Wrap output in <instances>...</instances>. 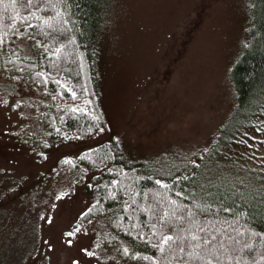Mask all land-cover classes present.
I'll list each match as a JSON object with an SVG mask.
<instances>
[{
    "label": "rangeland",
    "instance_id": "obj_1",
    "mask_svg": "<svg viewBox=\"0 0 264 264\" xmlns=\"http://www.w3.org/2000/svg\"><path fill=\"white\" fill-rule=\"evenodd\" d=\"M253 3L103 0L98 72L107 127L84 141L59 126L77 106L7 63L43 49L20 36L0 49V264H145L132 258L138 245L112 227L118 204L81 220L105 179L74 159L109 144L121 163L158 179L188 171L236 104L230 71L248 42ZM262 154H251L252 163ZM63 159L74 169L60 168Z\"/></svg>",
    "mask_w": 264,
    "mask_h": 264
},
{
    "label": "trees",
    "instance_id": "obj_2",
    "mask_svg": "<svg viewBox=\"0 0 264 264\" xmlns=\"http://www.w3.org/2000/svg\"><path fill=\"white\" fill-rule=\"evenodd\" d=\"M253 1L249 39L230 71L236 104L196 164L177 178L158 179L121 163L109 144L74 159L105 179L100 200L81 220L118 204L112 227L138 245L132 257L137 262L190 264L195 243L190 236L196 234L215 239L208 245L212 251L194 264H264V0ZM103 5V0H33L31 5L0 0V49L20 36L44 51L29 61L7 63L28 71L55 100L77 106L66 110L59 124L65 137L76 141L107 127L98 72ZM256 152L263 154L253 164L250 155ZM75 163L63 159L60 168L71 170ZM169 235L176 239L165 243Z\"/></svg>",
    "mask_w": 264,
    "mask_h": 264
},
{
    "label": "snow or ice",
    "instance_id": "obj_3",
    "mask_svg": "<svg viewBox=\"0 0 264 264\" xmlns=\"http://www.w3.org/2000/svg\"><path fill=\"white\" fill-rule=\"evenodd\" d=\"M12 4H16L18 2V0H11ZM26 3L28 5H31L33 3V0H26ZM189 215H191V213H189ZM78 231V229H77ZM199 231H206L205 228L201 227L199 229ZM68 235H74V233H68ZM176 238H174L173 236L169 235L164 237L165 243L169 242V241H174ZM215 237L214 236H204V237H200L196 234H193L190 236V241L195 242L194 244L191 245L192 247V251L190 253H188V260L190 262V264H194V262L197 261H202L203 260V252L204 251H209L211 252L212 249L208 248V245L211 244L212 240H214ZM197 249H200V251L198 252ZM179 252L180 253H184L185 249L183 247L179 248ZM89 255H91V253H89ZM217 259H219L217 257ZM207 264H212L211 260L207 261Z\"/></svg>",
    "mask_w": 264,
    "mask_h": 264
}]
</instances>
